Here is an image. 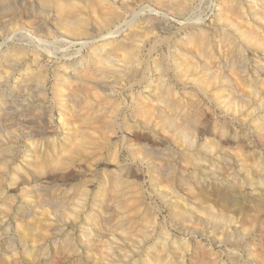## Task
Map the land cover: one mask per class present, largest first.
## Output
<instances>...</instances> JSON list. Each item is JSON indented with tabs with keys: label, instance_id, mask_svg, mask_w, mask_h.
Instances as JSON below:
<instances>
[{
	"label": "rangeland",
	"instance_id": "rangeland-1",
	"mask_svg": "<svg viewBox=\"0 0 264 264\" xmlns=\"http://www.w3.org/2000/svg\"><path fill=\"white\" fill-rule=\"evenodd\" d=\"M26 1L6 0V2H9L11 6H17L16 8L19 9L23 8L20 6V3L22 4ZM218 1L220 0H191L188 10L180 16H176L172 13L170 14L166 12L155 2L142 0L135 2L133 5V11L125 15L127 20H131L132 23H134V26L142 31L143 37L145 36L143 39L144 48H141V51H143L141 52L142 54L140 53L141 56L139 55L143 60L140 59V57L139 59L142 60L140 61L141 63H144H142L140 67H146V83L150 81L153 82L156 79V76H158V73H162V80L166 82V84L169 85L171 89H173V91H170L171 94L173 93V95L171 96H173L174 99H181V102L185 107H187L188 105V107L191 108V113L195 110L196 112H199H197V115L195 114L196 116L193 114L194 112L192 113V116L194 118L199 116L196 118L197 120H200L199 122L196 121V119L194 120V118H192L193 120L190 119L192 124L189 121L190 127L192 126L193 128V126L196 127L195 125H197V127L192 132V137L194 135V139H196L195 145L193 144L194 146L191 145V147L188 144L189 148L186 147L187 144L185 146L184 142H181V144L184 145H179L178 143L180 142H175L174 140H172L171 142L170 140L172 138L170 134L168 136L167 131L162 130V128L158 125L159 123L157 125H154L155 122H158V119H154L155 122L153 118L148 119V123H146L147 121L145 122L146 128L143 124L144 130L142 129V125H139L136 120L132 119L130 115L131 110L128 109L125 104L126 100L131 96L136 98L138 94L139 96L145 95L147 97H149L150 94H147L148 92L146 91L147 89L145 83H142L141 85L139 83L136 84L134 81L131 85L132 81H127L125 82L127 83L125 85L123 82L122 84L121 82H118L117 84L113 85L114 87L112 88L115 92L112 93L113 96H109L108 99H106L104 95L102 96V94L100 93L101 98L99 100L109 103V106L107 105L106 109H109L110 106L115 105L113 106L114 108L112 107V109L115 110L112 111L113 114L111 112L112 109H110V112L107 110V114L104 115H111L107 119L116 121V124L115 122H113V124L111 125L112 127L110 129L113 130L107 129L109 130V134L113 133L112 135L110 134L112 136V139L110 138L111 141H109V139L106 140V138L100 134H95L93 136L94 138L92 141V146L89 145V148L86 147L84 154L83 152H80V154L73 153L72 143L74 139L72 140L71 136V139L66 140L63 144H60V142H58L59 138L62 137L63 134H65L66 136V133L68 131L64 132L59 126L50 123V116L56 115L57 109L59 107L55 101L51 100V98L53 100L56 99V96L53 94L55 93L56 88L59 89V86L57 85L58 81H56L57 78L55 77L56 73L58 72L60 74L59 71L61 70V66L66 63L68 64V60H70V58L78 55L79 53H82L83 50H86L87 47L85 48L81 46L79 42L75 40L72 41V39L61 35L58 30H55L54 28V20L53 18H51V14L48 15V13H46L44 15L40 12H37L34 7L30 9L31 12L29 10L27 17L23 16L22 18H19V21L21 23L16 22L13 24H9L12 25V27L8 25H0V28H3L2 30L0 29V54L5 49L11 47L12 51L10 52L11 55H13V50H15V47L18 46L21 48L24 47L23 50L24 52H27V55L30 54L34 49H38L40 53H43V55H49L48 57H50L48 58V60H38L37 64L31 66L30 71H28L32 74H42L41 76L36 75V77H38H35L36 79H33V81L35 80V82L32 81V92H30V95L28 94L29 97L31 96L30 100L29 97H27L28 100H26L27 98L21 100V102H23L22 104L20 101H16V104L14 102L6 110L3 111L4 113L2 112L4 114V117L2 116L3 114L0 113V139L2 140V138L4 137L6 138V140H8H0V149L2 150L0 151V264H99V262L100 264H158L157 260L152 259V257H154L153 255H147L149 251L154 250L156 253L159 251V253L157 254H160L159 256L162 257V259L161 257L159 259L161 260L160 264H173L175 260L176 261L174 264H264V127L262 126L263 129H261V131H257L258 124L260 122H262V125H264V101L262 103L263 108L262 105L258 106V102H255L258 99L256 98V96L258 97V94L256 95L252 91L253 88L251 89L248 86L249 84L245 85V82L248 81L251 77L257 76L256 78L259 79V81L261 80L260 85H262L264 88V79H262L264 78V70L262 71L258 69V67L255 70L256 64H254L261 63L259 62L261 61V57H259L258 52H255L256 54L253 53L254 51L250 53L249 50L251 49L246 50V48H244V53L247 54L248 57L246 56L245 59L242 58L241 62L242 64L244 62L245 66L243 67L244 69L241 68L242 70H240L241 73L239 72V74L244 75L243 77L245 82L243 81L244 83H242L244 86H246V88L243 86L245 90H229L230 88L224 86V83H221L217 80L218 83L214 85L216 89L213 88L212 91H203V88L201 89L199 87H194L196 85L194 83H192L194 84L192 85L191 82H187V86H184L183 83H181V81H179V79L174 76V72L172 70L174 64V55H172L173 49L172 47L169 48V44L165 42L166 40H168L170 41L169 43H172L173 39H176L178 36V29H180L182 26L190 29L191 27H195L201 24V26L209 27L211 29L213 28V32L215 30H219L220 25L216 20V5L218 4ZM23 21H25L24 24ZM50 21L52 22V27H50ZM189 22H192L193 24ZM16 24L19 25L17 26ZM14 25H16L17 27ZM213 26H215L216 28H214ZM4 27L10 28L4 29ZM211 31L209 30L208 33L210 32L209 34H212ZM119 34H114L113 37L116 38ZM213 38L214 37H212V40ZM87 45L89 46L90 43H88ZM5 46L9 47L6 48ZM25 49H27V51ZM257 54L259 58L256 56ZM23 55H25V53ZM18 58L17 59L20 61L21 65L25 66L27 63V60L23 59L25 57L21 56ZM157 64L159 66H155ZM215 64L219 68L220 72H224L225 74L226 72L228 73V70L224 71V64H222L221 60L216 59V62H213V65ZM158 67L160 68L159 70H157ZM153 68L155 70H153ZM1 69L2 70H0V72L2 74H5L7 71H9L8 69ZM245 70L248 73V77ZM252 71L254 73L257 71L258 73L256 72L257 74L255 73L254 76L251 75L253 74ZM244 72L246 75L244 74ZM139 77L140 76L134 77V80L138 81ZM43 78L45 79V82L43 81ZM42 82H44V84ZM128 83L130 84V86ZM119 87H123L124 89H120ZM185 87L187 91H184ZM61 88L62 89L60 93H58L60 100L64 99L63 96H65L66 93L70 91L72 92L75 87L70 88L64 85ZM263 88L260 93L262 95L264 93ZM6 90H8L6 86L0 88V101L2 100V103L0 102L1 109H4L5 106V103L3 104L5 100L3 96H6L5 94L8 93V91ZM41 91L44 92L42 93ZM33 92L35 93V95ZM37 93L38 95L36 96ZM123 94L126 95L124 96ZM41 95H43L42 98L39 97ZM263 96L261 98L264 99ZM183 99L185 102L183 101ZM223 99L225 101L227 100V106H224L222 103H220V101ZM38 102H40L41 104ZM33 104H35L34 107ZM30 106L31 109H29ZM258 107H260L259 111H256ZM33 108L34 110H32ZM44 108L47 110H45ZM1 109L0 111H2ZM35 110L37 111L35 112ZM64 112L65 110L62 113ZM5 113H8L6 114L7 116L5 115ZM26 113L29 115L28 118L25 117L27 116ZM122 115H124L126 119ZM43 116H45V118ZM119 116H121V118ZM2 118H4V120H2ZM42 118H44L45 120ZM120 119H125L124 121L128 125ZM19 120L21 121L19 122ZM46 120L49 122H47ZM151 120L154 122V124ZM257 122L259 123L257 124ZM118 123L119 125H117ZM133 123L135 124V127ZM255 123L257 124V126L255 125ZM25 124L26 126L24 127ZM30 124L35 127L33 128ZM47 125L49 126V128ZM41 126L44 127V130ZM125 128L136 129L134 133L138 132V136L141 129L140 137L138 138L136 134L134 135V138H130L132 139V141H130L128 137L124 136ZM39 129L42 130L39 131ZM47 129L50 132L46 133ZM19 131H21V133H24L20 134ZM38 131L40 133L43 132V134L40 135H45L43 137L46 138V141L44 138V140H41L37 138L38 136H33L35 135V132L37 134ZM143 131H145L146 133L144 134ZM44 132L46 134H44ZM120 132L122 134H120ZM9 133L13 134L10 135ZM8 134L10 136H8ZM166 134L168 137L166 136ZM11 136H14L13 138L15 139L11 138ZM56 137L58 139H56ZM152 139H155L154 141L156 143L154 141H151ZM198 139L200 140L199 142ZM12 140L15 141L12 142ZM53 140L55 142H53ZM128 140L129 142H134V144L138 140H143L145 141V144H147L146 142H148L146 146H150L149 148H154L153 146L157 147V144H159L160 142L159 146L153 149L157 154V160L152 159L151 156L149 157V155L151 154L146 152L148 154L147 155L145 153V150L144 154L143 151H141V154L148 156V159L150 158L149 160L152 161V163H160L161 160V164H164L163 168L165 167L164 169L166 170H164V172L163 170L161 172H157L156 169L155 174H159L155 177V174H153L152 171L147 168V164L138 159L137 156L131 159L132 156L130 155V151H125L128 149ZM204 140L207 144L206 147L201 145L202 143H205ZM26 142L27 144L30 143L32 146H35L33 147V149L38 148L35 149V152H37L35 153V157L39 156L37 157V159L33 157V155L35 154L31 153L32 149L29 148L30 144L27 146ZM36 142L38 143L36 144ZM149 143H152L153 146L151 147L152 144L149 145ZM208 144L211 145L209 146ZM178 145L181 148H179ZM18 146L19 149H17ZM5 147L6 149H3ZM67 148L70 149V152H68L69 154L67 153L66 155H68L70 158L66 155L63 156L62 153L63 151L65 152V150L67 151ZM183 148L184 150H187V152L191 155V158L194 157V160L197 159L196 162L198 161V164H196V162L195 164L190 163L191 160L189 158H186L182 154ZM6 152H10V155ZM26 153H29L28 157H26V155H28ZM53 154L59 155L60 158L62 157L59 164L54 163L55 160L53 159L55 155ZM116 155L118 156V161L116 159ZM29 157L35 160V164L33 163L34 166L32 167H29V165L27 166V164L31 160H33ZM162 159L167 161V165ZM38 160L39 163L43 160L45 161H43V165L41 162V168L39 169L38 166H36V164H39ZM242 161H245L248 164L250 163V165H247V163L244 162L245 165H252L256 167L257 170L252 169L250 173H244V170L241 168L240 164ZM46 162L49 166L52 163V166H50V170ZM168 163L170 164V166ZM15 164L17 166H15ZM3 165L5 167H1ZM35 166L37 167V171L35 170L36 168H33ZM172 166L173 169L171 168ZM166 167L170 169H167ZM40 169L42 171H40ZM171 169L173 170V172ZM43 170L45 172H43ZM168 170L170 171L167 172ZM259 171H261L262 173ZM119 172H122L121 177L123 176L124 178H122L127 182V189L130 188V190L126 189V196L124 195L125 197H122V199L126 198L125 200L131 203L128 202L124 207L119 208V210L113 205L116 208L115 210L111 205L112 203H108L107 201L109 200V202H111L110 198H108L110 195V177L115 174L120 176ZM160 173L162 175H160ZM169 173L170 175H168ZM174 173L176 175H174ZM164 177L166 178V180L169 178V182H174V184H171L172 186H174V188L179 186H175L176 184H178V178H185L183 181H186L188 183L184 182V185L188 186V188L190 189V192L192 194L190 196L191 198H186L187 196L183 193L182 187H178L179 189L177 188L176 190L179 191L180 195L181 193L183 194L181 196L184 199L186 198L185 202H189L188 204L194 203L193 200L196 199L194 198V195L200 193L199 190L202 189L201 192L203 191L204 193L203 202H196V199L194 204L197 205L199 203L201 206L206 207L208 210L212 209L211 211H214V214H225L223 216L228 217L227 220H229H226V223L224 221H221V223L219 222V225L218 222H216V224L211 223L208 222L205 218H202V212H199V210H197V212L195 210V213L191 214L189 219H181L179 217H176L178 221L174 220L175 217H173V214H171L172 205H169L170 200H167L168 197L165 198V196H162V194L160 193L161 190H159L160 188L158 187V183H162V181L164 183L168 182L166 180H163ZM157 178L159 179L158 181H154L156 183L155 185L153 179ZM175 178L177 179V181ZM100 182H102L101 185ZM169 182L168 184H170ZM83 184L85 188H83V186H80ZM72 194H74V197L72 196ZM77 194H81V198L80 196L78 197ZM101 194L102 196L104 195V197H102ZM220 195L225 196V198L223 199ZM106 196L107 199H105ZM98 197L100 200H102V202L97 199ZM74 198L79 200H75ZM192 198L194 199L192 200ZM60 199H63V201ZM188 199H190L191 201H189ZM218 199H220V201ZM135 201L137 203H135ZM4 203L6 205H3ZM100 206H102V208ZM133 210L136 214L133 213ZM128 211H131L132 215L130 214V212L129 215H126ZM94 215L95 217L97 216L96 219L95 217L93 218ZM143 215L144 217H141ZM116 216L122 217L121 219H116ZM140 217L143 219L141 220ZM128 219L130 222L128 221ZM131 219H134V221ZM139 219L142 221L141 223L136 222L139 221ZM180 219L181 222H179ZM203 219L205 220L203 221ZM126 220L130 224V226H128L129 224H127ZM145 221L150 223V226H147L148 228L150 227L149 229H151L150 231H152L151 237L149 236L150 239H153L156 236L153 239L154 242L152 241V239L150 240L149 237L147 238L149 240H146V238L143 239V236L140 234L141 232L138 231L141 226L146 225L145 223L147 222ZM93 223L94 226H92ZM123 223H125V225ZM131 223H134L133 227ZM126 224L128 230L126 229ZM95 225L97 227H95ZM215 225L217 226L215 227ZM223 225L225 228L222 227ZM130 227L131 229H134H132L135 232L133 233L134 235L131 233L132 230H130ZM146 228L142 227V230L145 229L148 231V228ZM121 230L122 232H120ZM128 231L129 235H132L128 236ZM161 231L164 232V236L165 234L168 235V240H173L174 242V244H172L173 242L168 241V249L162 251V254L158 246L164 239V237L161 236ZM21 232H23L24 236H21ZM119 235L120 237H118ZM65 241L67 242V244ZM151 242L153 244H151ZM156 243L157 245H155ZM170 244H172V247L170 246ZM152 247L155 249H153ZM29 251H33L34 253ZM166 256H168V258Z\"/></svg>",
	"mask_w": 264,
	"mask_h": 264
},
{
	"label": "bare ground",
	"instance_id": "bare-ground-1",
	"mask_svg": "<svg viewBox=\"0 0 264 264\" xmlns=\"http://www.w3.org/2000/svg\"><path fill=\"white\" fill-rule=\"evenodd\" d=\"M137 1H142V0H29V1L27 0L25 3H22V4L20 3V6L23 7V8H20L19 9V8H16L17 6H14V5L11 6L9 4V2L8 3L6 2V0H0V25H3V26H7L8 25V26H11L12 27V25H9V24H13V23H16V22L19 23L20 22L19 21L20 20L19 18H22L23 16L27 17V14L29 13V10L32 7H34L37 12H40V13H42L44 15L46 13H48V15L51 14L52 17L51 16L50 17L53 18V20H54V24H53L55 26L54 28H55V30H58V32L61 35H64L67 38L72 39V41L75 40V41L79 42V44L81 46L85 47V48L87 47L86 50H83L82 53H79L78 55H75L72 58H70V60H68V64L67 63L66 64H63L61 66V70L59 69L60 70L59 71L60 74L57 72L56 73V76L54 75L57 78L56 81H58L57 82L58 83L57 85L59 86V89L56 88L55 89V93L53 94V95L56 96V99L53 100L51 98V100L52 101H55L58 104L59 107H58V109L56 107L57 114L54 115V116H50L51 117L50 118L51 119L50 120V123H52V124H54L56 126H59L60 128H62V130L64 132L65 131L66 132L68 131L66 133V136H65V134H63V136L59 138L58 142H60V144H63L68 139H71V138H72V140L74 139V141L72 143V148H73V153H75V154H80V152H83V154H84L85 153L84 152L85 151V148L88 147L89 145L92 146V141H93V138H94L93 136L95 134H100L103 137H105L106 140L109 139V141H111L110 138L112 139V136L111 135L113 133L112 134L110 133L111 134L110 135L109 134V130H107V129H110L112 127L111 125L113 124V122H115V124H116V121H114V120L111 121V119H107L111 115L110 116H104V115L107 114V110L109 111L115 105H112V106H110L111 108L109 107V109H106V106L107 105L109 106V103L106 102V101L99 100V99L101 98V94H102V96L104 95V97L106 99H108L109 96L112 97L113 96L112 93L115 92L114 89L112 88V87H114L113 85L117 84L118 82H121V84L123 82L124 85H125V84H127V83H125L127 81H132L131 85L133 84L134 81H135L136 84L139 83L141 85H142V83H145L146 84L145 86H146V89H147L146 91L148 92L147 94L148 95L150 94L149 97H147L145 95L139 96V94H138V96L136 98L135 97H132V96L129 97V95H128L129 98L125 102V104L128 107V109L131 110V114L130 113L129 114L131 115L132 119L133 120H136L139 125H142V129H143V126L145 125V122L147 121L146 123H148V119H150V118H153V120L154 119L155 120L158 119V122L157 123L154 120L155 124H154V122L152 120L151 121H152V123L154 125H157L159 123L158 125L162 128V130L167 131L168 136L170 134V136L172 138L170 140L171 142H172V140H174L175 142L178 141V142H180V143H178L179 145H184L185 144V146H186V144H187L186 147H188V144H189V146H191L193 144L195 145V140L196 139H194V135L192 137V134H193L192 132L197 127V125H195L196 127L193 126V128H192V126L190 127L189 123L191 122V120H193L192 118H194L192 116V113L194 112L193 114L194 115L195 114L197 115V112L198 111L196 112V110L195 111L192 110L193 112L191 113V110H190L191 108L188 107V105H187V107H185L182 104L181 99L180 100L174 99V97L171 96V95H173V93L171 94L170 91H173V89H171L170 86L167 85L166 82H164L162 80V78H161V74L162 73H160V74L158 73V76H156V79L153 82L150 81V82L146 83L147 82V80H146V77L147 76H146V73H145V72H147V71H145V68L146 67L145 68L140 67V65L143 63V62L142 63L140 62V61L143 60L142 57H140L141 56L140 53L143 51V50L141 51V48L144 46L143 45V41H144L143 39H144L145 36L143 37L142 31H140L139 29H137V27L134 26V23H132L131 20H127L126 19V16H125L127 13H130V12L133 11V5ZM148 1L155 2L163 10H165L166 12H168L170 14L172 13L173 15H176V16H178V15L180 16L185 11H187L188 8L190 7L189 4L191 2V0H148ZM216 9H217V19L216 20L218 21V24L220 25V29L218 28L219 30H215L214 29L215 31L213 32V28L211 29L209 27H204V26H201V24H199L198 26L193 25L195 27H191L190 29H187L185 26H182L180 29H178L179 30V32L177 34L178 36L176 35L177 38L176 39H173L172 43H169L170 41H168V40L165 41L167 44H169V48L172 47V49H173L172 50V55H174V60H173V63L174 64H173L172 70L174 72V76L177 79H179V81H181V83H183L184 86L187 84V82H191V84L194 83L196 85L194 87H199L201 89L203 88V91H212V89L215 88L214 85L218 83L217 82V80H218L219 82L224 83L223 84L224 86H227L228 88H230L229 90L232 89L233 91H243L244 87L246 88V86L243 85V83L245 82L244 81V77H243L244 75L241 74L242 75L241 76L239 74V72H240V70H242L241 68H243L245 66L244 65V62H243V64L241 62L242 58L245 59V57L247 56V54L244 53L245 52L244 51V48H246V50L247 49H251V50H249L250 53L252 51H254L253 53H255V52H258L259 53V57H261V59H260L261 61H259L257 58L256 59L259 62H261V63H254V64H256L255 65V70H256L257 67H258V69H260L262 71L264 70V0H220V1H218V4L216 5ZM30 12H31V10H30ZM168 13H167V15H168ZM31 14H29V15H31ZM40 16H41V14H40ZM42 17H43V15H42ZM53 20H52V22H53ZM24 22L25 21H23V24H24ZM52 22L50 23V25L52 24ZM189 23H192V22H189ZM16 25H14V26H16ZM20 25H22V24H20ZM50 27H52V25ZM213 27L216 28L215 26H213ZM5 28H10V27H4V29ZM0 29L2 30L3 28H0ZM46 30H47V28H46ZM209 30L210 31L212 30L211 31L212 34H209L210 32L208 33ZM6 31H7V29H6ZM3 32H4V30H3ZM114 34H119V35L115 38V37H113ZM212 37H214L213 40H212ZM97 38H99L100 40L97 39ZM88 43H90L89 46L87 45ZM84 45H87V46H84ZM5 47L7 48L9 46H5ZM23 48L16 46L15 47V50H13V52H14V53H12L13 55H11V52L10 51H12V50H11V47H9V48L5 49L0 54V70H2L1 68H3V70L4 69H8L9 70L6 73L4 72L5 74H2L0 72V88L3 87V86H6L8 88V90H6V91H8V93L7 94L4 93L6 96H3L4 99H5L4 102H3V104L5 103V106H4V109H1L0 108L2 110V111H0V113H2L4 110H6L14 102L16 104V101L17 102H19V101L21 102L22 99L24 100L27 97H29L30 92H32V88H33L32 87V81H33V79H36L38 76H41L42 74H40V75H38V74H32V73H30L28 71H30L31 66L37 64L38 60H42V59H47L48 60V58H50V57H48L49 55H46V54L43 55V53H40V51L38 49L37 50L34 49L33 51H31L29 49L31 51V53L27 55V52H24ZM25 50L27 51V49H25ZM24 53H25V55H23ZM21 56L25 57L23 59H26L27 60L26 65L24 64L25 66L21 65L20 61L18 60L19 59L18 57H21ZM256 56L258 57V54ZM139 57L142 60H140ZM216 59L222 61V64H224V66H223L224 67V71L225 70L226 71L228 70V73L226 72V74H225L224 72H220L219 71V68L217 67V65L216 64L213 65V62H216ZM254 61H256V60H254ZM258 61H256V62H258ZM158 64L155 65V66H159L160 65V64L159 65ZM159 69L160 68L158 67L157 70H159ZM153 70H155V69L153 68ZM32 72H33V70H32ZM245 72H246V70H245ZM245 72H244V74H245ZM28 73H30V74H28ZM36 73H38V72H36ZM255 73L253 72V74H251V75H254ZM246 74H247V77H248V73L247 72H246ZM36 75H38V76L36 77ZM262 75H263V73H262ZM136 76H140L139 79H138V81L134 80V77H136ZM256 77H251L250 79L248 78L249 80L247 79L248 81L245 82L246 83L245 85H248L249 84L248 86L251 89L253 88L252 91L256 95L258 94V97L255 95L256 98H258L257 101H255V102H258V106L259 105H262V108H263V104H264L263 101H264V99L261 98V97L264 95V93H263V95L260 94L261 91H262L263 86L260 85V83H261L260 81L261 80L259 81V79H257ZM262 79H264V78H262ZM36 81H38V80H36ZM43 81L45 82V79L44 78H43ZM179 81H177V82H179ZM33 82H35V80ZM44 82H42V83L44 84ZM252 83H253V85H252ZM194 84H192V85H194ZM262 84H263V82H262ZM64 85L66 87H70V88H74L75 87V88H74V90L72 92L71 91L70 92L67 91L68 93H66V95H65V92H64V95H65V96H63L64 99H61L60 100L59 99L60 97L58 96V93H60V91L62 89L61 87L64 86ZM129 86H130V84H129ZM119 88L120 89H124L123 87H119ZM42 89H43V87H42ZM184 89H185L184 91H187L186 90V87ZM221 89H223V88H221ZM251 89H250V91H251ZM119 93H121V92H119ZM9 94H11V95H9ZM34 95H35V93H34ZM37 95H38V93L36 94V96ZM120 95H122V94H120ZM123 95L125 96L126 94H123ZM32 97H33V95H32ZM39 97L42 98L43 95H41ZM126 97H125V99H126ZM30 98H31V96L29 97V100H30ZM26 100H28V98ZM41 100H43V99H41ZM223 100H221V101H223ZM109 101H111V100H109ZM183 101H184V99H183ZM221 101H220V103H222L224 106H227V104H228L227 100L226 101L224 100L223 102H221ZM228 101H230V100H228ZM0 102L2 103V100ZM22 103L23 102H21V104ZM38 103H40V102H38ZM31 105H32V103H31ZM34 105L35 104H33V107H34ZM36 106H37V103H36ZM36 106H35V109H36ZM191 107H192V105H191ZM25 108H27V107H25ZM38 108H39V106H38ZM47 108H48V106H47ZM259 108L260 107H258V109L256 111H259ZM29 109H31V106H30ZM62 109H63V111L65 110L64 113H62L63 112ZM32 110H34V108ZM45 110H47V109H45ZM36 111L37 110H35V112ZM41 111H43V110H41ZM41 111H40V113H41ZM112 111H115V110L112 109L111 112ZM25 112H27V111H25ZM128 112H130V111H128ZM262 113H263V111H262ZM6 114H8V113H5V115ZM46 114H48V113H46ZM112 114H113V112H112ZM258 114H260V113H258ZM26 115L27 116H25V117L28 118L29 115L27 113H26ZM37 115H38V112H37ZM119 115H121V114H119ZM2 116L4 117V114ZM30 116H31V114H30ZM122 116L124 117V115H122ZM43 117L45 118V116H43ZM46 117H47V115H46ZM119 117L121 118V116H119ZM197 117H199V116H197ZM38 118H39V116H38ZM44 118H42V119H44ZM196 118H194V120ZM262 119H263V116H262ZM0 120H1V118H0ZM2 120H4V118H2ZM120 120H123V119H120ZM256 120H254V121H256ZM258 120H260V119H258ZM20 121L21 120H19V122ZM196 121L199 122L200 120H197L196 119ZM47 122H49V121H47ZM259 122H257V124ZM191 124H192V122H191ZM257 124L255 123L256 126H257ZM30 125L32 126V124H30ZM117 125H119V123ZM133 125L135 127V124L134 123H133ZM137 125H136V129H137ZM25 126H26V124L24 125V127ZM148 126H147V130H148ZM262 126L264 127V125H262V122H260L258 124L257 131L258 130L261 131V129H263ZM42 128L44 130V127H42ZM48 128H49V126H48ZM145 128H146V125H145ZM136 129L125 128V131H124L125 135L124 136L125 137H128L129 139L132 138V137L134 138V135H136V134L138 136V132L137 133L136 132L134 133V131ZM36 130H38V129H36ZM41 130L42 129H39V131H41ZM110 130H113V129H110ZM147 130H145V131H147ZM145 131H143L144 134L146 133ZM38 132H37V134L35 132V135H33V136H35V137L38 136L37 138H39V139L42 140L44 138L43 136H45V135H40V134H43V132H41V133L40 132L38 133ZM48 132H50V131H48V129H47V132L46 133H48ZM19 133L20 134H23L24 132L21 133V131H19ZM19 133H17V134H19ZM28 133H25V134H28ZM46 133L44 132V134H46ZM9 134H8V136L12 135L13 133H11L10 135ZM120 134H122V133L120 132ZM140 134H141V129H140V133H139L138 138L140 137ZM194 134H195V132H194ZM115 135H114V137H115ZM70 136H71V138H70ZM166 136H167V134H166ZM13 137L14 136H11V138H13ZM142 138H143V135H142ZM3 139L5 141H8L4 137L2 138V140L1 139L0 140L1 141H4ZM13 139H15V138H13ZM44 139L46 141V138H44ZM56 139H58V138L56 137ZM9 140H11V139H9ZM143 140H145V139H143ZM143 140H138L135 144H134V142H129V140H128L129 143L126 142L128 149L126 148L127 150H125V151H128V150L130 151V155L132 156L131 159L133 157H136L137 156L138 159H140L141 161H143L144 163H146L147 166H148L147 168H149L152 171L153 174L156 173V169H157V172H159V171L161 172L162 170L164 172V170H166V169H164L165 167L163 168V165L164 164L163 165L161 164V160H160V163L158 161H157L158 163H156V162L155 163H152V161L149 160L150 158L148 159V156L141 154L142 153L141 151H143V154H144V150H145V153L147 152V153L151 154V155H149V157L151 156L152 159H156L157 160L158 159V158H156L157 154L154 152L153 149L154 148H157L159 146L160 142H159V144H157L158 145L157 147L153 146L152 143H149V145L152 144L151 147L152 146L154 147V148H149L150 146L149 147L146 146L148 144V142H146L147 144H145V141H143ZM154 140L152 139L151 141H154ZM13 141H15V140H12V142ZM130 141H132V139H130ZM157 141H159V140H157ZM199 141L200 140L198 139V142ZM204 141H202V142H204ZM53 142H55V141L53 140ZM181 142H184V144H181ZM37 143L38 142H36V144ZM26 144H27V142H26ZM29 144H27V146ZM179 145H178V147L181 148ZM201 145L204 146V147H206L207 146L206 141H205V143H202ZM185 146H184V148H185ZM6 147L3 148V149H6ZM12 147H14V146H12ZM33 147H35V146H32L31 144L29 145V148L32 149V152L31 153L35 154V153H37V152H35V149H38V148H34L33 149ZM184 148L182 150V154L186 158H189L191 160L190 163H192V164L194 163L195 164V162H196L197 159L194 160L195 159L194 157L191 158V155L187 152V150H184ZM17 149H19V146H18ZM7 150H8V148H7ZM7 150H4V151H7ZM0 151H2V150L0 149ZM13 151H15V150H13ZM68 152H70V149L67 148V151L65 150V152L64 151L62 152L63 153V156L66 155ZM6 153H9V155H10V152H6ZM26 154H28V155H26V157H28L29 156V153H26ZM71 154H72V152H71ZM53 155H55V154H53ZM56 155H55V157L53 156L54 157L53 160H55L54 163L59 164L61 162L60 160H61L62 157L60 158L59 155H57V157H56ZM11 156H12V153H11ZM35 156H36V154L33 155V157H35ZM66 156H68V155H66ZM37 157H39V156H37ZM37 157H35V159H37ZM117 157L118 156L116 155V159H117ZM30 159H33V158H30ZM159 159H161V158H159ZM189 159H188V161H189ZM43 161H41L42 162V165H43ZM117 161H118V159H117ZM163 161H165V160H163ZM41 162L39 163V160H38V163L39 164H36V166H38V169L41 168ZM197 162H196V164H198ZM244 162L242 161L240 163L241 164V168L244 170V173H247L248 174V173H250V171L252 169H256V167H254L252 165L251 166H247V165H250V163L248 164L247 162H245V163H247V165H245ZM33 163L35 164V160L34 159L31 160L27 164V166L29 165V167L30 166L32 167V166H34ZM2 164H3V162H2ZM46 164L48 165L47 162H46ZM51 164H50V166H52ZM104 164H106V163H104ZM107 164H109V163H107ZM165 164L167 165V161H165ZM4 165L1 166V167H5ZM15 166H17V165L15 164ZM36 166L33 167V168H36L35 170L37 171V167ZM50 166H49V170L51 168ZM169 166H170V164H169ZM42 167H44V166H42ZM12 168H14V167H12ZM16 168H18V167H16ZM171 168L173 169V166ZM19 169H20V166H19ZM120 169H121V167H120ZM167 169H170V168H167ZM47 170H48V168H47ZM40 171H42V170L40 169ZM169 171L170 170H168L167 172H169ZM43 172H45V171L43 170ZM172 172H173V170H172ZM259 172H261V171H259ZM121 173H120V176L119 175H116L115 173H114L115 175H113V176L110 175L111 177L109 176L110 179H111L110 180L111 181V184L109 185L110 195H109L108 198H110V201L111 202H109V200L108 201L106 200V201L108 203H112L111 205H112L113 209H115V210H116V208H118V210H119V208L124 207L129 202V201H126L125 200L126 198L125 199H122V197H125L126 196L125 195V191L127 189V187H126L127 182L124 181V179H123L124 177L123 176H122L123 178L121 177ZM158 174L157 175L155 174V177L158 176ZM171 174H173V173H171ZM160 175H162V174L160 173ZM168 175H170V173ZM174 175H176V174L174 173ZM165 176H166V174H165ZM178 176H180V175H178ZM109 177H108V179H109ZM102 179H105V178H102ZM158 179L159 178L153 179V182L154 181H158ZM168 179L166 180L165 177L163 178V180H166V181H168ZM184 179L183 178L182 179L178 178V181L176 179V181L178 182V184H176L175 186L179 185L178 186L179 188L182 187L183 188L182 189L183 190V193L187 196L186 198H191L190 196L192 194H191L190 189L188 188V186H185L184 185V182H186V181H183ZM160 181H161V179H160ZM169 181H170V179H169ZM168 182L167 183H164L162 181V183H158V187L160 188V189L159 188L158 189L161 190L160 193L162 194V196H165V198L168 197L167 200H170L169 201L170 202L169 205L170 204L172 205V209H171L172 212L171 211L170 212H171V214H173L172 215L173 217H175V218L176 217H179L181 219H186V218L189 219V217L191 216V214L195 213V210H196V212H197V210H199V212H202L201 213L203 215L202 218H205L208 222L215 223V224H216V222H218V225H219V222L221 223V221H224L225 222L227 220L228 217L223 216L225 214H223V215L221 213H220L221 215H218L219 213L218 214H214V211L213 212L211 211L212 209L211 210H208L206 207L201 206L199 203L198 204L196 203L197 205L194 204L196 199H197L196 202H200V201L203 202L204 193H203V191L201 192L202 189L199 190L200 193H197L196 195H194V198H196V199L192 198V200L194 199L193 200L194 203L193 204H191V203L188 204L189 202H185V199L186 198L185 199L182 198L181 195H183V194L181 193V195H180L179 191L176 190L178 187L174 188V186L171 185V184H174V182L173 183L169 182L170 184H168ZM19 183H21V182H19ZM101 183L102 182H100V185H101ZM186 183H188V182H186ZM233 184H232V186H233ZM155 185H156V183H155ZM80 186H83V188H85L84 187V184L83 185H80ZM151 186H152V183H151ZM128 187H129V181H128ZM127 190H130V188L127 189ZM182 190H180V191H182ZM107 192H109V191H107ZM74 194H72V196ZM105 194H106V190H105ZM107 194H109V193H107ZM161 194H160V196H161ZM216 194H218V193H216ZM221 194H223V193H221ZM77 195H78V197L80 196V198H81V194L80 195L77 194ZM96 195H97V192H96ZM101 196H102V194H101ZM132 196H134V195H132ZM220 196L223 199L225 198V196H223V195H220ZM102 197H104V195ZM93 198H96V197H93ZM74 199H72V200H74ZM97 199H99V197ZM105 199H107V196H106ZM220 199H218V200L220 201ZM60 200L63 201V199H60ZM75 200H79V199H75ZM188 200L191 201L190 199H188ZM100 201L102 202V200H100ZM136 201H135V203H137ZM204 201H205V199H204ZM5 202H6V200H5ZM78 202H80V201H78ZM61 203H60V205H61ZM129 203H131V202H129ZM135 203H133V204H135ZM223 204H224V202H223ZM3 205H6V204L4 203ZM77 205H78V203H77ZM130 206H133V205H130ZM100 207L102 208V206H100ZM130 209H133V208H130ZM130 209H128V210H130ZM122 210H124V209H122ZM134 210H133V213H135ZM131 211H128V213L126 215H129V212L131 214ZM115 214H116V212H115ZM121 215H123V214H121ZM94 217H95V215L93 216V218ZM96 217H95V219H96ZM121 217L122 216L117 217L116 219H118V218L121 219ZM141 217H144V215L141 216ZM93 218H92V220H93ZM175 218H174V220H177V218L176 219ZM142 219L143 218H141V220ZM181 219H180L179 222H181ZM205 219H203V221ZM131 220L134 221V219H131ZM141 220L139 219V221H136V220L135 221L137 223H139V222L141 223L142 222ZM128 221H129V219H128ZM207 221H206V223H207ZM122 222H123V220H122ZM126 222H127V220H126ZM145 222H147V221H145ZM183 222H184V220H183ZM94 223H93L92 226H94ZM116 223H117V221H116ZM134 223H131L132 227H133ZM147 223H145L146 225L141 226V228H139L138 231L141 232L140 234L143 236L142 237L143 239L146 238V240H149L150 237H151L152 231H150L151 230V229H149L150 227L149 228L147 227V226H150L149 225L150 223H148V224ZM225 223H223V224H225ZM123 224L125 225V223H123ZM127 224H129V223L127 222ZM127 224H126V229L128 230ZM128 226H130V224ZM145 226L148 228V231L145 230V229L142 230V227L146 228ZM216 226L217 225H215V227ZM95 227H97V226L95 225ZM98 227H99V225H98ZM222 227H224V225ZM226 227H228V226H226ZM119 229H121V228H119ZM132 229L130 227V230H132ZM135 229H137V228H135ZM122 230H123V227H122ZM122 230L120 232H122ZM124 230H125V227H124ZM132 231H131L132 234L135 233L134 231L133 232ZM123 233H124V231H123ZM125 233H126V231H125ZM132 234H130V235H132ZM159 234H160V232H159ZM161 234H162L161 236L164 237V239H163L164 241L162 240V242L158 246H159L160 251H161V254H162L163 253L162 251H165L166 249H168L167 248V246H168L167 244H169L168 241H170V240H168V235L167 234H165V236H164V232H162V231H161ZM121 235H124V234H121ZM125 235H127V234H125ZM130 235H129V231H128V236H130ZM21 236H24L23 235V232H21ZM118 237H120V235ZM148 237H149V239H147ZM153 239H152V241H153ZM123 240H124V238H123ZM156 240H155V242H156ZM142 242H140V243H142ZM170 242H173V240L170 241ZM133 243H134V241H133ZM66 244H67V242H66ZM109 244H108V247H109ZM151 244H153V243L151 242ZM172 244H174V242ZM172 244H170V246ZM128 245H130V244H128ZM155 245H157V243ZM118 246H119V244H118ZM159 248H158V250H159ZM153 249H155V248H153ZM29 252H33V251H29ZM157 253H159V251ZM157 253L154 250V251H149L147 253V255L148 254L150 256L153 255L154 257H152V259L157 260L158 261V264H160L161 260H159V259H160L161 256H159L160 254H157ZM166 255H167V253H166ZM170 255H172V254H170ZM103 256H105V255H103ZM166 257L168 258V256H166ZM161 259H162V257H161ZM164 261H166V260H164ZM175 261H174V263H175ZM168 262H169V260H168ZM99 264H100V262H99Z\"/></svg>",
	"mask_w": 264,
	"mask_h": 264
}]
</instances>
